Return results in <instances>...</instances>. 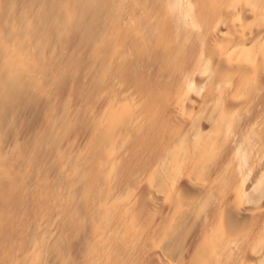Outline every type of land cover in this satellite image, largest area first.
Masks as SVG:
<instances>
[{
    "label": "bare ground",
    "instance_id": "obj_1",
    "mask_svg": "<svg viewBox=\"0 0 264 264\" xmlns=\"http://www.w3.org/2000/svg\"><path fill=\"white\" fill-rule=\"evenodd\" d=\"M0 264H264V0H0Z\"/></svg>",
    "mask_w": 264,
    "mask_h": 264
}]
</instances>
